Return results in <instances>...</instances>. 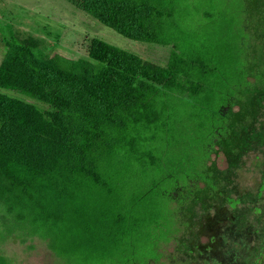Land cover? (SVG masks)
Listing matches in <instances>:
<instances>
[{"label": "trees", "instance_id": "1", "mask_svg": "<svg viewBox=\"0 0 264 264\" xmlns=\"http://www.w3.org/2000/svg\"><path fill=\"white\" fill-rule=\"evenodd\" d=\"M66 1L124 36L173 49L163 66L96 36L86 56L62 49L41 56L34 39L5 40L0 87L43 100L51 110L0 92V243L38 236L70 264H90L136 254V236L144 232L155 253L162 254L176 235L164 204L173 208L188 202L206 170L191 171V156H170L169 148L153 144L159 140L156 133L146 144L142 131L164 127L163 133L178 143L171 120L177 108H192L188 99L175 101L190 97L223 119L204 123L208 160L209 144L242 125V115L231 108L253 83L244 27L236 29L239 42L227 46L226 55L216 40L196 34L187 52L174 42L181 32L171 19L178 15L175 0ZM208 7L204 15L210 22L225 16L232 25L240 20L238 0H209ZM256 101L253 93V110ZM203 111L208 112L193 108L195 115ZM0 264H10L1 252Z\"/></svg>", "mask_w": 264, "mask_h": 264}, {"label": "rangeland", "instance_id": "2", "mask_svg": "<svg viewBox=\"0 0 264 264\" xmlns=\"http://www.w3.org/2000/svg\"><path fill=\"white\" fill-rule=\"evenodd\" d=\"M175 1L178 15L171 19L181 32H176L175 38L178 40L174 42L187 52L191 47V36L196 34L198 38L205 36L209 42L216 40L220 53L226 55V47L234 48L235 43L239 42L240 36L235 35L236 29L240 30L242 25L244 27L243 40L248 42V66L253 83L248 89L241 90L238 100L231 108L232 113L242 115L238 120L242 125L234 128L232 126V132L237 130L236 136L233 137L238 143V152L232 151L233 133L227 130L229 137H221L208 149V162L207 148L204 150L208 140L203 139L208 132V125L204 123L219 115L211 113L214 108L194 104L190 97L176 98V103H183L188 99L189 107L192 108L189 111L186 107L177 108L171 120L174 127L172 133L179 135V142H172L171 137L163 133L164 127L143 130L142 135L147 138L145 143L150 144L148 140L151 136L158 134V143L153 144L159 145V148H169L170 156L179 153L191 156V162L187 164L191 171L198 169L201 172L205 168L206 176L202 172L201 175L206 180L200 179L197 182L199 185L193 186V193L200 196L189 203L186 198L185 204H176L173 208L167 203L164 204V210L172 213L171 230L176 232V235L165 245L162 254L157 250L155 253L148 242L147 234L139 232L137 241L135 240L134 250H138L136 254L94 259L90 264H255L257 258V264H264V187L258 190L259 194L253 199V187H256L254 184H260L264 178V167L260 165L254 168L253 165V121H250L251 114L247 113L255 93L256 105L264 115V0H238L241 9L240 20L235 21L233 25L227 16L218 23L209 21L204 15L209 8V0ZM223 11L224 14L230 13L229 10ZM95 36L131 50L144 60L163 66L167 65L169 53L173 49L172 44L147 43L124 36L113 28L93 20L66 0H0V65L4 63L7 55L5 40L9 37H19L20 40L30 42L34 39V49L41 56H49L56 49L86 56L90 42ZM254 77L257 78L256 81H253ZM220 91V95L224 96L223 89H219L217 93ZM0 92L31 104L43 112L51 110L45 101L21 91L0 87ZM193 108H204L208 112L203 111L201 115H195ZM179 121L181 127L178 125ZM258 126L264 130V122L259 121ZM258 140L264 145V134L258 137ZM219 145L228 147L232 155L228 152L225 155L218 153ZM192 181L196 182L193 178L191 183ZM232 183L237 185L230 188ZM218 192L235 195L240 199L235 207L227 205L226 201L222 203L216 200L209 203L208 194ZM231 200L236 202L234 198ZM188 233L191 234L190 237ZM224 238L226 243H223ZM232 241L235 242L233 246L228 244ZM162 246L163 244L160 247ZM233 251L237 253L235 261L232 259L235 256ZM0 252L10 264H70L67 259L56 255L49 248L47 241L38 236L9 237L0 243ZM135 255L133 261L126 262L129 257ZM152 255L154 258L151 259Z\"/></svg>", "mask_w": 264, "mask_h": 264}, {"label": "flooded vegetation", "instance_id": "3", "mask_svg": "<svg viewBox=\"0 0 264 264\" xmlns=\"http://www.w3.org/2000/svg\"><path fill=\"white\" fill-rule=\"evenodd\" d=\"M250 114H251L250 116H252L251 122L253 121V137H252V142H253V165L255 166L254 168L260 167V165L262 167H264V145H262L261 143H259V140H258V137H260V136H262L264 134V130L261 127L258 126V122L259 121L264 122V115L261 114V112H260V110H259L258 107L253 110V105H252V107L250 109ZM253 115H254V117H253ZM226 117H229L228 118V121H230L231 120L230 117H232V116L228 115ZM214 118L217 119V120H223L219 116L214 117ZM226 131H224L223 134L220 135V139H221V137H223V138H228L229 137V136H227V132ZM229 132L230 133H233L232 134V140H231V142H232V151L234 153H237L238 150H237V147L236 146H237L238 143L236 142L235 138L233 137V136H236V133L237 132L236 131L235 132H232L231 130ZM230 139H231V137H230ZM214 143H213V145H214ZM213 145H210L209 144V148H210V146H213ZM218 150L220 151V152H218L220 154H224L225 155V153L228 152L229 155H232V152H229L225 146L219 145ZM208 162H209V160H208ZM262 177H264V176H262ZM202 179H205V178H202ZM236 185H237V183H232V185L229 186V187L232 188L233 186H236ZM254 186H256V187H253V199H254L255 196H257V194H259V191L258 190H260L262 187H264V178H262V181H260V184H257L256 183V184H254ZM255 188H257V189H255ZM192 191H193V187H192ZM219 194H220L219 192H218V194H208V196H207L208 202L210 203V202H215L216 200H219L220 202L223 203V202L226 201L227 202L226 203L227 205H231L232 207H235V204L240 199L238 196H235V195H230V194H220L219 195ZM199 196L200 195L194 194L192 192L191 194H188L186 198L188 199V203H189L190 200L196 199ZM232 198L236 199V202H233L231 200ZM208 213H210V211H208ZM236 213L238 214V212H236ZM188 235H189V237L191 236V234H189V233H188ZM192 236H193V233H192ZM192 241H193V239H192ZM192 241H191V244H192ZM223 243H226L225 238H224V242ZM228 244H231L233 246L235 244V242L234 241L228 242ZM254 250L256 251L257 250V247H255ZM233 252L235 253V256H233L232 259H233V261H235L236 260V257H237L236 256L237 253L235 251H233ZM257 261H258V258L255 260V264H257Z\"/></svg>", "mask_w": 264, "mask_h": 264}]
</instances>
